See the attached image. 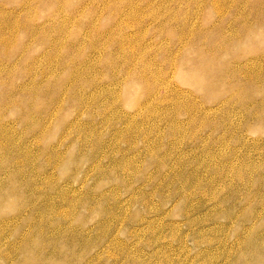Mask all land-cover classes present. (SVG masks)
I'll return each mask as SVG.
<instances>
[{
    "label": "rangeland",
    "instance_id": "obj_1",
    "mask_svg": "<svg viewBox=\"0 0 264 264\" xmlns=\"http://www.w3.org/2000/svg\"><path fill=\"white\" fill-rule=\"evenodd\" d=\"M0 264H264V0H0Z\"/></svg>",
    "mask_w": 264,
    "mask_h": 264
}]
</instances>
